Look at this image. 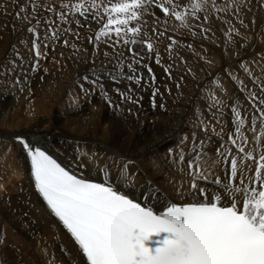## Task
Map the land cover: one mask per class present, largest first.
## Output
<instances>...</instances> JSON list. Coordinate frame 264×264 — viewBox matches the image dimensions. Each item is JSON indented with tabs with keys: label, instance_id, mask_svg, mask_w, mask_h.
<instances>
[{
	"label": "bare ground",
	"instance_id": "obj_1",
	"mask_svg": "<svg viewBox=\"0 0 264 264\" xmlns=\"http://www.w3.org/2000/svg\"><path fill=\"white\" fill-rule=\"evenodd\" d=\"M1 1L0 168H2L3 170H0V181H3L4 183L0 184V226H2L4 229L1 227L0 229L4 230V232L6 233V237H8L7 241L11 239V241H13L14 243H20V245L22 246L21 254L24 257L23 259L31 261L32 263L35 262L34 258L30 256L31 252H39L40 259L43 262L45 261V259H47L53 261H60L61 264H71L68 261L67 256L62 252V249H64L67 255L76 260L77 264H83L77 257L73 244L62 233L60 226L55 222V220L49 214H47V212L44 210L43 204L39 201L38 197L33 191L31 181L28 176V169L23 161L24 157L21 156L20 152H16L18 148L15 144H13L14 142L12 141V136L15 134L26 135L31 141L45 145L52 152L58 154L63 161L70 164L71 166L80 167L87 171L95 172V174L98 175L97 166L106 161V159H97L96 152H108V150L112 148L110 147L111 145H106L96 139L98 138L96 137L98 130L95 127L99 123V119H102V113L105 110V106L102 102V99L104 97L100 96V94L102 91L110 93V90L113 86H117L118 89H122L121 85H123L125 82L117 84L112 81L109 82L108 77L105 80L104 76H98L94 79L97 81V84L103 85L102 89L98 91V89H96L95 87L96 81L88 80L86 81L87 84H84V86L86 88H89L90 92L83 96L79 93L77 89L79 86L77 82H80V73L78 71L81 70V68H85L86 65H89L90 62L86 64L85 60L88 61L89 59H92L93 61H95L99 58L107 57L111 59L120 56V52L117 53L118 50H115V52L107 49L105 46V36L110 37L111 34L114 35L115 32L109 31L108 35L110 36L100 35L103 26L100 30H98L97 28H95L99 27L98 24L94 26V28H92L88 24L89 28H87L85 24V19L82 20L83 16L80 15L81 12H83L84 10H80L79 12L77 11L79 14L78 15L75 10L71 9L73 5L79 4L82 0H48L49 4H53V7L51 5H48L47 1L45 2V0L44 2L46 4L42 2V0H17L16 2L11 0L8 3H4ZM90 3L93 5L95 4L102 6L101 10L103 11V5L108 4L109 0H90ZM174 4H179L177 11L185 13L186 18L183 24H181L179 21H176L174 17L165 16L161 13L160 10L152 7V10L144 11L141 16L145 21V25L143 28H141V31L143 38H147L149 43L153 45L152 49H154V51H161L163 47L166 46L167 40H169L170 37L174 38V42L173 44H171L172 49L179 55V57H182L184 59L181 58L183 60V64L180 63L182 69L173 70L172 65V71L170 73L173 77H175V79L180 84V87H182V89L184 90L183 92L186 95L185 97L189 99H186V101H175L173 100L174 98L172 99L170 96L168 97V95L166 94V96L164 93V99H159L157 102H155L154 108L161 109L166 112H174L176 115V112L174 110L177 104H180V107L177 108L181 110L182 113L184 109L181 106H183L184 104H187L186 106H188V103L191 105V102H194L195 105H193L201 111V109L203 110L204 100H206L213 107V110L215 112L216 117H218V120L229 124L231 121V117L235 118L233 114V108H235L237 111H239L240 118L245 122L244 109L241 108L242 104L238 100V94L233 92V88H231V85L226 82H221L220 84L215 85L214 90L213 88L207 87V83L212 81V77L217 71H219L217 73H219L220 75L225 76V71H232L237 69L239 70V73L242 74L240 68L242 69L245 67H242L241 65L244 63L242 62L240 64V62L247 56L248 59L245 62L250 66L251 70H253L252 72H247L251 73V75L259 82V84L264 86V65L260 60H258V58L252 56L253 53H256L257 51L264 52V0H249L248 3H239V6H237V4L233 2L221 3L218 0H205L203 6L198 12L194 10L191 12L185 11V9L183 8L182 0H174ZM64 5H67V7H64ZM242 5L244 6L242 7ZM146 6L147 4L145 5V7ZM21 7L24 8L23 12L20 11ZM55 9H57L56 11L58 13L55 11ZM57 14L59 16H57ZM61 16L63 17V19H61ZM84 16L86 17L85 13ZM149 16L156 19V21H153V24H156L157 26V31L155 30L157 35L153 33L152 35L150 33L151 27L147 22V20H150ZM95 18L99 19L96 13ZM103 21L104 20H99V24H102ZM241 21H243V23H241ZM43 22L44 24H42ZM169 22L172 23L171 26H169ZM40 25L45 26V28H47L48 30L50 29V31L53 33L56 31H60V29L65 30L68 33L65 38L66 42H68V44L72 43L76 45L75 47H77V53L75 57L71 56V47H68L66 49L65 47L68 46L66 45L62 49V54L59 55L60 51L56 50L57 48H54V51L53 49H51V46L54 44V41L52 42L51 40L52 44L47 46L45 52H43L46 58L43 61L40 60L39 63H41V65L36 66V72L32 75L28 70H26L28 68H25V64L27 61L31 63V60H29V53H27L28 51L26 50L27 44L25 43L28 38L25 39V36L28 35L31 37V35L35 31L44 32V30L39 27ZM136 25L138 26V24H135V26ZM140 25L139 27L142 26ZM9 27H12L13 30L8 31ZM174 27L177 29L176 31L178 32V35H173V33L170 31V28ZM28 28H32L34 29V31L29 32ZM90 29L93 30L91 31ZM38 34V39L42 40L47 38L44 37L43 34ZM83 35L90 36V40L95 41V43L98 42L95 44V46L98 44V47L95 52L92 51L91 48H87L86 46L82 45ZM130 35L131 34L128 35V38ZM125 36L126 34H124V37ZM114 40L115 46H122L125 44V42L121 41L122 38L117 39L116 37L114 38ZM20 41L23 42V44L25 45L24 47L23 45L19 46L23 48V50L21 49V51H19L20 56L23 57V60H21V58L13 60L12 58H9L7 56V54L9 53L7 50L10 48L11 44L12 46L19 45ZM29 43H31V41ZM170 43H172V41H170ZM109 46L110 45L108 44V48H110ZM83 49H86V51H83ZM50 54L54 56V60L52 61L51 59L50 64L47 65L46 62L50 60ZM78 59L81 60L80 63L78 62ZM121 63L122 62H120L119 64ZM74 64L76 65V67L73 66ZM116 65L114 64L112 67ZM42 66L44 68L43 71L40 70ZM123 66L125 65L123 64ZM39 74L41 76V80L37 79ZM77 76L78 81L72 84L71 82L75 78H77ZM15 77H19V82L24 77L26 79L33 77L34 78L29 84L27 83L22 86L21 91H18L16 87V91L13 90L15 91V93L9 90H4V88L9 89L15 86V83L12 81ZM88 77L92 78L93 76L88 74ZM160 79H162L163 81V78ZM240 80L243 85L246 84L247 87H249L250 83L248 82L246 77L245 80H242L241 78ZM137 83L139 84V82ZM26 85L28 86L25 89ZM126 85L129 86V82L126 83ZM69 91L70 96L68 95ZM162 92L164 91L162 90ZM11 94H15V97L11 98ZM72 99H74L76 103L74 105L69 106L70 102L68 103L67 100L71 101ZM136 99L138 98L133 95V102ZM32 100L34 101L29 103ZM177 101L179 102L177 103ZM161 105H163V107H161ZM33 107L35 114L37 113L36 116L31 117L29 116V114L24 113L25 109L29 111L32 110ZM217 107L221 109V111L224 109L225 113H216ZM195 110L196 109L194 108V111ZM198 110L197 112H200ZM201 114L202 116L205 114L204 110L201 111ZM193 115L197 116L199 115V113L195 115L193 112ZM93 117L97 118V120H94ZM186 118L188 117L186 116ZM199 123H193L192 125L190 124L191 128H199ZM22 124H24V126L20 128V125ZM211 125L214 126V129L217 130V132H221L224 134H226L225 132L229 130V126L222 128L217 127L215 123L210 124V127ZM166 131L168 132V130ZM104 132L105 131L103 130V134ZM252 132L245 127H242L241 129V134L247 140L248 144H252L254 141H256V138L254 139V137L251 136ZM179 150L177 149L176 151ZM183 153L189 154L187 152ZM179 155L181 156V153ZM111 156L112 155H110V157ZM148 156H146L147 160L149 158ZM183 157L185 158V156ZM121 159L126 161L132 160L134 162L132 165L133 169H137V175L135 177L133 185L129 187L130 191L134 192L136 189L139 188V192H142L146 189V183L148 180H151L152 183H154V181L157 182L155 178L157 179L159 177V174L153 173V171L150 172V169H141L138 167V165L136 166V164H139V162L141 163V160H143L144 158L140 159L139 156L127 157L124 155ZM153 159H150L149 161ZM150 163H152V161ZM206 163L207 162H205V164ZM152 164L150 166H152ZM154 168L156 169L155 171H162V169H159L158 166ZM169 169L170 168H168V170ZM184 169L186 170V168ZM214 170H216L215 174L217 173L218 175H221L220 172H217L218 170L216 168ZM145 171H147L148 174ZM218 175H216V177ZM186 179L188 180V178ZM176 185L180 187V185ZM160 186L162 187V184ZM180 190L181 189H179V191ZM190 192L191 190L189 191V193ZM180 199L184 200L185 198L183 196L181 197L180 195ZM14 229H16V232H12V230ZM55 239H59L61 245H58ZM0 251L1 253H3L4 258L6 259V264H16V260H14V256L16 253L14 252V250L8 247L6 248L4 245H2ZM28 256H30V258Z\"/></svg>",
	"mask_w": 264,
	"mask_h": 264
},
{
	"label": "snow or ice",
	"instance_id": "obj_2",
	"mask_svg": "<svg viewBox=\"0 0 264 264\" xmlns=\"http://www.w3.org/2000/svg\"><path fill=\"white\" fill-rule=\"evenodd\" d=\"M204 2L193 0V10L198 12ZM153 3L163 15L184 23L185 13L177 11L179 4H174V0H109V4L103 5L107 21L100 35H108L109 31H114L117 36L122 32L139 35V27L128 25L139 21L146 11L145 5ZM235 3L239 6V0ZM72 7L80 11L84 5ZM28 31L34 29L28 28ZM36 47L34 41L33 48ZM147 47L151 51L153 45L148 43ZM36 54L40 55L39 52ZM245 71H248L246 67ZM233 114L239 124L236 128L239 133L244 121L235 108ZM259 127L264 128V116ZM239 138L247 143L242 134ZM256 139L264 147V137ZM17 140L31 161L38 193L79 246L87 264H264V152L258 160L251 153L246 154L255 165V176L248 178L259 182L255 186L241 178L243 169L238 168L235 159L231 160V174L223 189L226 204L221 203L222 195L214 194L208 198L207 190L195 182L198 179L207 181L208 176L198 164L188 161L189 174L194 175L190 188L202 201L183 205L173 203L158 214L121 193L111 183L78 178L41 148H34L22 137ZM229 140L236 144L231 136ZM216 151L219 153L220 149ZM239 151L245 152L244 147H239ZM180 159L184 157L181 155ZM133 163L121 159L117 175L134 180L137 173ZM211 182L221 184L219 177Z\"/></svg>",
	"mask_w": 264,
	"mask_h": 264
},
{
	"label": "rangeland",
	"instance_id": "obj_3",
	"mask_svg": "<svg viewBox=\"0 0 264 264\" xmlns=\"http://www.w3.org/2000/svg\"><path fill=\"white\" fill-rule=\"evenodd\" d=\"M9 1H11V0H7V1L6 0H2L1 2L8 3ZM12 1L16 2L17 0H12ZM46 1H47V4L48 5H51L53 7V4H49L48 3L49 2L48 0H45V2ZM14 2H13V5H14ZM42 2H44V0H42ZM111 2H118V1H115L114 0V1H111ZM81 3L84 5V8L81 9V10H84V11H83V15H81V14L80 15L83 16L82 17V20L85 19L86 27L89 28L88 26L90 25L92 28H94V26H96L98 24L99 27H95V28H97L98 30H100L102 28V26L107 21V16L105 15V13L103 14V11L101 10L102 9L101 8L102 6L96 5L97 7H94L93 4L90 3V0H82L79 4H81ZM147 6L149 7V5H147ZM147 6H146V10L147 11L152 10V6H150L149 9H148ZM71 9H73V7H71ZM85 9H87V11H85ZM56 10L57 9H55V11ZM78 12H77V14H78ZM84 13H85L86 17L84 16ZM95 13H96L97 17H99V19L93 18V17H95ZM66 14H68V13H66ZM99 14H100V16H99ZM59 15H60V13H59ZM59 15L57 14V16H59ZM166 18H169V17H166ZM149 19L150 20H147V22H148V24L151 27L150 33L151 34L152 33L153 34H156V31H157L156 27L157 26H156V24H153V21H156V19L153 18V17H150ZM99 20L100 21L101 20H104V21H103L102 24H99ZM95 21H98V22H95ZM136 22H138V23H136ZM42 24H44V22ZM135 24H138V26L137 25L135 26ZM171 24L172 23H170L169 26H171ZM139 25L141 27H139ZM144 25H145V21L141 17V19L139 21L130 22L129 25H128V27H139L140 30H141V28H143ZM39 27L44 30L45 34H44V32H41V31H39V32L37 31V32L40 33V34H43L44 37H47L45 39H42L43 42L48 43V46H49L54 41L53 42L54 43L53 44V48H51V49H53V51H54V48L55 49L57 48L56 50L60 51L59 52V55H61L62 54L63 47H65L66 45H68L65 48L67 49L68 47L69 48L71 47L70 48V51H71V54H72L71 56L75 57V55L77 53V47H75L76 45H74L72 43H69L68 44V42H66L65 38H66V35L68 33L65 30H61L60 29V31H56V32L53 33V32L50 31V29L48 30L47 28H45V26L40 25ZM174 28H170V31L173 33V35L174 34H177L178 35V32L176 31L177 29L175 28V30H174ZM8 29H9L8 31H12L13 30L12 27H9ZM90 30L92 31L93 29H90ZM77 31H79V30H77ZM175 31H176V33H175ZM48 32H49V35H52V36H49L48 35ZM122 33L123 34H121V37L119 36V38H122L121 41H123V42H125L126 40L128 41V43H125L122 46H120V45L115 46L114 45L115 44V40H116V39L114 40V38L117 37V39H119L118 36L115 33H114L115 36L113 34H111V36L108 35L110 37H106L105 36V44H106L105 46H106V48L109 49V50H112V51H115V50L117 51L118 50L117 53L120 52V56L119 57H117V58H111V59L110 58H107V57L106 58L104 57V58L96 59L97 61L96 60L93 61L92 59L91 60L89 59L88 61L85 60V63L86 64L88 62H90V63H89V65H86L85 68H81V70L78 71L80 73V82H77L79 75L77 76V78H75L71 82L72 84L73 83H76V82L78 83L79 86H78L77 89H78L79 93L84 96V95H86L87 93L90 92V89L89 88H86L84 86V84H87L86 81H88V80H94V81H96L94 78L95 77L97 78L98 76H104L105 77V80H106V78L108 76L104 75L103 72H105V70H107V69H109V73L108 74L109 75H112V76H115V77H118L116 75V73L118 71L120 72V74L123 73V74L131 75V76H132V71H135V75L141 77L140 81H137V82H139V85L138 86H136L135 83H131V85H130V82H129V86H128V85H126V83H128V82H125L123 85H121V88L122 89H118L117 86L116 87L113 86L112 89L110 90V93H108V92L106 93L105 91H102L101 92L100 96L104 97L102 99V102H103V105L105 106L104 107L105 110L102 113V119L101 118L100 119L98 118L99 119V123L95 127L98 130L97 131V136H96L98 138H96V139H98L100 142H103L106 145H111L110 147H112V148L110 150H108V152L107 151L106 152H102L101 151L102 153L101 152H96V158L97 159L98 158L99 159L104 158V159H106V161H108L109 159H111V157H113V160L116 161L117 160L116 158H120L121 159L122 156H124V155L127 156V157H138L139 156L140 159L141 158H144L146 161L143 159L144 161L141 160V163L139 162V164H136V166L138 165V167L141 168V169H146V168H147L146 170H149L150 169L149 170L150 172L153 171V173L159 174V177L157 179L155 178V180H157V182L154 181V183H156L158 186H160L162 184V187L160 186L162 189H164V190L166 189L167 192L170 193V194H175L176 193L175 195L178 198H180V195H181V197L183 196L184 198H186L187 197V194L195 193V192H193L194 190L189 189V184H190L191 181H193L192 178H188V180H187L186 178H182L181 177L183 175H186V176H189L190 175L189 174V171L190 170L188 168V161L192 160V161H194V163L197 162L196 164H198L199 167H201V169H203V174L206 175V176H208L209 178H214L218 174L217 173L215 174V171H216V170H214L215 169V166H213L212 164L209 165L208 162L205 164L206 161H203V159L202 160H196V159H194L196 157V153H195L196 150H199V151L200 150H203V151H205L207 149L206 146L200 145V146L197 147L198 149L197 148L196 149L194 148L193 150H190L189 151L188 144H190V142L180 143L181 144L180 145L178 143V140L181 137V134H183V133L186 134V132H185L186 131V128H189V127L191 128V125L193 123H197L198 124L199 121H200V123H199L200 124L199 125L200 127L199 128H201V126H205V124H206V127L207 126L210 127L211 119H209L208 115H206V114H204L203 115L204 117H203L202 114H201V111H203V110L202 109H201V111H200V109L198 110L196 108V106H194L195 105L194 102H191V105L192 106L189 103H188V106H186L187 104H184L183 106H181L184 109L183 110V113L181 112V110L178 109L180 107V104H177L175 106V110H174L176 112V115H175L174 112L171 113L170 111H167L166 112L164 110L154 108L155 107V104L154 103L157 102L159 99H164L163 97L166 94L168 95V97L170 96L172 99L174 98L173 100H175V101L176 100H179V101L180 100H185L186 101V99L187 100L189 99V98L185 97L186 95L183 92L184 90L182 89V87H180V84L175 79V77H173L171 75V73H170L172 71V69H171V66L172 65H173L172 66L173 67V70L182 69V66H180V63L183 64V62H182L183 60L182 59H184L182 57H179V55L176 52H174V50L172 49V45L171 44H173V42H174V38L173 37H170V39L167 40L166 46L163 47L164 50L162 49L161 51H157V50L154 51V49H153L151 52H146L145 50L139 49V50H137V52L135 54L132 55V54H129V52L127 50L128 44L130 43L129 41L132 40V39H136L137 36H138L137 38H141V37L143 38L142 31H140V34L139 35H135V36H133L131 33H128V35L131 34L129 36V38H128L127 32H122ZM53 34H55V35H53ZM124 34H126L125 37H124ZM29 37L30 36H28V35L25 36V39L28 38L27 41H25V43L27 44V46L29 45L28 43L30 42L29 41L30 40ZM84 38H86V39H84ZM75 39H76V37H75ZM51 40H52V42H51ZM82 40H83L82 45L86 46L87 48H91L92 51H94V52L96 51V49L98 47V44L96 46H95V44L98 43V42L95 43V41L90 40V36H87V35H83L82 36ZM170 41H172V43H170ZM84 42H85V44H84ZM110 42H111V44H110ZM168 42H169V44H168ZM93 43H94V45H93ZM108 44L110 45L109 46L110 48H108ZM20 45H23V47L25 46L23 44V42H21V41L19 42V45L12 46V44H11L10 45V48L7 50L9 52L7 54V56L9 58H12L13 60L19 59V58H21V60H23V57L20 56V52H19V51H21V49L23 50V48L19 47ZM134 46H136V45H134ZM111 47H113V48H111ZM83 51H86V49H83ZM55 52H54V56H55ZM171 52H173V53H171ZM27 53H29V51ZM154 54L159 59V61L163 64V67H159V66H157V65H155L153 63V58L155 57ZM168 54L170 56H168ZM50 55H52V54H50ZM50 55H49L50 60H48L46 62L47 65L50 64L51 59H52V61L54 60L53 59L54 56L53 55L50 56ZM39 57H41L40 58L41 61L44 60V59H42V54ZM120 58H122V59H120ZM128 60H130V61H128ZM131 60H132V63H131ZM80 61L81 60L78 59V62L79 63H80ZM117 61L118 62L119 61L122 62L125 66H123L122 63L119 64L120 62L118 63ZM115 62H117V63H115ZM242 62L244 63L243 64L244 67H246L249 72H252L253 71V70H251L250 66L248 64H246L245 61L242 60L240 62V64ZM83 63H82V65H83ZM30 64L31 63L29 61H27L26 64H25V68H28L26 70H28L33 75V73L36 72L37 67H35L34 69H31L30 68ZM114 64L115 65L117 64L116 65L117 67L116 66L112 67ZM73 66L76 67L75 64ZM92 66H95V68H92ZM121 66H123V67H121ZM46 67H48V66H46ZM112 68H114L117 72H115V73L111 72L110 70ZM123 68H125V69H123ZM40 70L41 71L44 70L43 66H42V68H40ZM78 72H77V74H78ZM139 73H142V74L139 75ZM225 73H227V71H225ZM241 73L242 74H241L240 78L242 80H245L243 71H241ZM88 74L92 75L93 77L92 78H89L88 77ZM82 77H87V79L86 80L85 79H82ZM33 78L26 79L24 77V78H22L23 80L21 79L20 82H19V77H15L12 80L15 83V86L14 87H11L9 89L8 88H4V90H9V91H12L13 93H15V91H16L15 90V87H16L18 91H21L22 90V86H24L27 83L29 84ZM160 78H163V81ZM37 79L41 80L40 74H39V76H38ZM173 79H175V80H173ZM152 80L154 81V85H151L152 84ZM109 82H111V81L109 80ZM175 82H177V83H175ZM159 84H160V86L161 85L162 86L160 87ZM125 85H126V87H125ZM27 86L28 85L25 86V89H26ZM150 86H152L153 88H155V95H154V98H153L152 107L150 106V103H149L150 100H149V98H147V94L150 93V91H149ZM166 86H168L169 88L166 87ZM95 87L99 91V90L102 89L103 85L102 84H97V81H96ZM134 87H135V89H134ZM170 89L172 90V93H171V90ZM13 90H15V91H13ZM119 90H120V92H119ZM162 90L164 92H162ZM166 90L168 92L169 91L170 92L168 93ZM175 90H176V93H175ZM164 93H165V95H164ZM68 95L70 96V91L68 92ZM133 95L138 98L134 102L132 100ZM181 95L185 99L182 98ZM14 97H15V94H11V98H14ZM202 97H203V95H202ZM34 100L30 101L29 103L33 102ZM67 101H68V103L70 102L69 103V106L74 105L76 103V101L74 99H72L71 101L70 100H67ZM179 101H177V103ZM189 102H190V100H189ZM194 108L196 109L195 111H194ZM33 109H34V107L32 108V110H29L30 112L25 109L24 110V113L25 114H29V116H31V117L32 116H36L37 113L35 114V112H34ZM177 110H178V112H177ZM185 110H187V111H185ZM197 110L200 111V112H197ZM193 112H194L195 115H197V113H199V115L194 116L193 115ZM33 113H34V115H33ZM168 113H169V115H168ZM180 113H182V114H180ZM180 115H181V117H180ZM186 116L188 118H186ZM179 118H181V119H179ZM93 119L94 120H97V118H94V117H93ZM207 121H208V123H207ZM179 125H181V126H179ZM23 126H24V124L20 125V128H22ZM180 127H182V128H180ZM169 128H171V129H169ZM177 129H178V131H177ZM103 130L105 131L104 134H103ZM166 130H168V132ZM229 130H230V123H229ZM229 130L227 132H229ZM215 131H217V130H215ZM169 132H171V133H169ZM227 132H225V133H227ZM176 137H178V138H176ZM196 141L197 140H195V142ZM182 146H183L184 150H183ZM185 146H186V149H185ZM130 147H131V149H130ZM124 148H126V149H124ZM169 148L172 150V152H171L172 155L169 154V151H168ZM177 149L178 150L180 149V150L179 151H176ZM182 151L183 152H187L189 154L183 153ZM192 151H193V153H192ZM122 152L124 153V155H123ZM142 153H143V155H142ZM180 153H181L182 156H185V158L183 160H181L180 157H179L180 156L179 155ZM110 155H112V156L110 157ZM146 156L149 157L148 160H147V157ZM153 158H155V159H153ZM150 159H153V160H151L153 164L150 163L151 162V161H149ZM185 160H187V161H185ZM151 164H152V166H150ZM157 166L159 167V169H162V171L161 170L155 171L156 169L154 167H157ZM168 168H170V169L168 170ZM184 168H186V170ZM0 170H3V169L0 168ZM163 171H166V172H163ZM192 171L194 172V169ZM145 172H147V171H145ZM178 173H179V176H178ZM147 174H148V172H147ZM180 174H181V176H180ZM143 175H144V173H143ZM190 176H192V175H190ZM218 176L221 177L222 175H218ZM163 178H164L165 181H167L166 184L163 183L164 182ZM158 179H161V180H158ZM195 182H197V181H195ZM3 183H4L3 181H0V184H3ZM197 183H198L199 187L202 186L201 183H199V182H197ZM176 184L180 185V187L177 186ZM181 185H184V186H181ZM166 187L167 188L169 187V188L167 189ZM171 187H174L175 189L174 188H171ZM179 189H181L180 190L181 192L179 191ZM190 190H191V192L189 193ZM172 191H173V193H172ZM209 191H214V189L209 188ZM0 254H1V261L3 262V264H6V259L4 258V255H3V253H1V251H0Z\"/></svg>",
	"mask_w": 264,
	"mask_h": 264
}]
</instances>
